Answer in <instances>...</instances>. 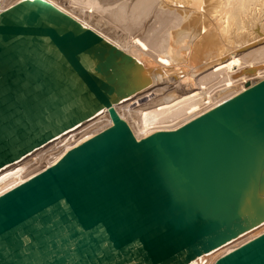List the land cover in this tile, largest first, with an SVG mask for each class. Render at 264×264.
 Instances as JSON below:
<instances>
[{
  "label": "water",
  "instance_id": "1",
  "mask_svg": "<svg viewBox=\"0 0 264 264\" xmlns=\"http://www.w3.org/2000/svg\"><path fill=\"white\" fill-rule=\"evenodd\" d=\"M134 56L48 0L0 10V169L112 123L0 195V264H188L264 222V78L137 138ZM212 264H264V232Z\"/></svg>",
  "mask_w": 264,
  "mask_h": 264
},
{
  "label": "bare ground",
  "instance_id": "2",
  "mask_svg": "<svg viewBox=\"0 0 264 264\" xmlns=\"http://www.w3.org/2000/svg\"><path fill=\"white\" fill-rule=\"evenodd\" d=\"M16 1L18 0H0V10ZM48 1L134 56L139 62L138 76L144 80V84L115 104L117 112L128 122L137 138L160 129H175L264 78V43L252 45L250 35L243 32L244 29L247 32L252 29L254 33L264 31L262 16L255 9L264 0H215L213 11L221 16L219 20L213 18L217 21L219 30L215 38H220L222 42L206 41L201 36L202 33H199L204 30L202 27L197 30L191 24L186 26V12L174 10L165 5L163 0H65L72 9L55 0ZM184 1L198 11L203 5V0ZM76 10L88 15L90 21L95 20L98 26L108 27L106 29L112 31L115 37L99 31L96 25L86 21V18L82 19ZM198 18L203 17L200 15ZM221 22L229 30L221 32ZM235 28L237 30L234 33ZM234 34L236 36L232 38ZM245 42L249 43L244 44ZM221 43L230 45L231 48L239 46L236 50L243 49L238 53L232 50L236 54L231 59L228 58L226 64L216 61L203 65L201 62L208 60L211 52H223ZM129 44L133 46L132 49L125 47ZM182 62H188L191 68L187 72L175 71L170 74L173 64ZM228 67L234 69L236 76L224 79ZM111 123L107 109H103L27 156L4 166L0 169V195L51 166L72 146ZM77 129L83 131L79 135L73 134ZM59 142L61 146L58 145ZM263 232L264 222L188 264H212L219 256Z\"/></svg>",
  "mask_w": 264,
  "mask_h": 264
},
{
  "label": "rangeland",
  "instance_id": "3",
  "mask_svg": "<svg viewBox=\"0 0 264 264\" xmlns=\"http://www.w3.org/2000/svg\"><path fill=\"white\" fill-rule=\"evenodd\" d=\"M55 1L62 4L64 7H67L68 9H72L70 4L68 2H66L65 0H55ZM163 1H164L165 5L171 6L174 10L179 9L180 12H186V16L188 17V20L186 21V26L191 24V26H195V28L197 30H199L200 27H202V29H204V30L201 32L199 31V33H202L201 36L204 37V39L206 41H208V42H211V41L220 42L221 41L220 38H218V39L215 38V34L218 35L219 30L217 29V21H215L213 18H217V20H219L221 18V16H219L220 13H214V11H213L214 10L213 4L214 3L216 4L215 0H203V5H202L200 11L195 9L191 4H187L184 0H163ZM189 2L190 1H188V3ZM228 8L229 7H227V9ZM202 9H203V11H202ZM255 9L257 12L258 11L260 12V14L262 16L261 17V24H264V2L260 5H258ZM75 12L78 13L77 10ZM78 14L81 15L80 17H82V19L86 18L85 19L86 21H88V22L90 21V18L88 17V15L85 16V14H80V13H78ZM200 15H202V17H203L202 19L198 18V16H200ZM89 23H91L94 26L96 25L95 27L97 29L99 28L98 30L102 31V33H105L106 35H108L112 38L115 37V35L113 37L112 31H110L109 29L108 30L106 29L108 27L105 28V26H103V25H102V27H100V25L98 26L97 22L95 20L93 21V19H91V21ZM200 23H202L203 25L202 24L200 25ZM219 25L221 26V32H226L227 30H229V29H227V30L225 29L224 24L222 22L219 23ZM236 30L237 29L235 28L233 30V32L235 33ZM248 30H250V31L247 32V30L244 29L243 32L246 33L247 35L248 34L250 35L249 41H251L252 45L264 43V31L263 32L258 31L257 33H254L252 29H248ZM236 33L238 34V31ZM235 36H236V34L232 35V38ZM223 37H225V36H223ZM208 42H206V44ZM229 42H230V39L227 40V43H229ZM215 43L213 45H215ZM246 43H249V42H245L244 44H246ZM225 45L222 43L220 44V46H222V51H223V52L221 51L222 53L216 54V52L215 53L211 52L210 54H212V55L208 58V60H203V62H201V63L203 65H205L208 62L214 63L217 61L218 63L226 64L228 62V58L231 59V57H233L236 54L235 52H232V50L235 51L236 50L235 48L239 47V46L234 45V47L231 48L230 45H226V46ZM125 47L126 48L131 47V49L133 48V46L131 44H129L128 46L126 45ZM242 49L243 48L237 49L236 52L238 53ZM216 50H218V49H216ZM225 51H229L231 53L227 54ZM225 58H226V60L224 61ZM160 65H162V64H160ZM160 67H163V65ZM189 68H191V67H190L188 62H182L181 64L180 63H174L173 64V70L170 71V74H173L175 71H178V73H181L182 71L187 72L189 70ZM233 72H234V69L232 67H228V69L224 73V79H228L229 77L236 76V73H233Z\"/></svg>",
  "mask_w": 264,
  "mask_h": 264
},
{
  "label": "built area",
  "instance_id": "4",
  "mask_svg": "<svg viewBox=\"0 0 264 264\" xmlns=\"http://www.w3.org/2000/svg\"><path fill=\"white\" fill-rule=\"evenodd\" d=\"M82 131H83L82 129H81V131H80V129H77L76 131H74L73 134H75V135H79ZM69 137H70V136H69ZM69 137H67V138H69ZM58 145L61 146V142H59Z\"/></svg>",
  "mask_w": 264,
  "mask_h": 264
}]
</instances>
